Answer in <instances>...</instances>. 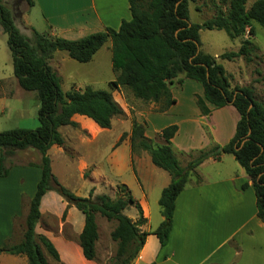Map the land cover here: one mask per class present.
Returning a JSON list of instances; mask_svg holds the SVG:
<instances>
[{
	"label": "trees",
	"instance_id": "trees-1",
	"mask_svg": "<svg viewBox=\"0 0 264 264\" xmlns=\"http://www.w3.org/2000/svg\"><path fill=\"white\" fill-rule=\"evenodd\" d=\"M26 1L33 5L32 0ZM189 1L128 0L131 18L121 20L117 29L106 27L77 39H68L46 36L32 28L31 39L20 32L11 9L0 0V25L7 34L13 74L18 85L24 90L35 91L39 100L36 128L0 131V176H6L10 168L18 164L14 160L16 151L27 148L40 153L38 166L41 169L29 201L22 238L18 243L4 244L0 252L25 255L28 264H49L46 251L54 261H59L53 243L35 231L41 216V198L46 191L54 190L68 205L84 214V226L77 239L86 259L99 261L96 251L98 214L115 222L110 237L117 243L115 254L99 261L100 264H132L147 234H154L161 246L168 242L175 200L189 176L192 174L199 181L195 172L197 165L207 157L218 159L224 153L234 155L249 175L255 192L256 214L264 223V103L255 99L251 86H231L219 61L238 57L251 61L252 52L257 49L252 42L254 23L264 28V0H253L248 8L249 0H229L226 12L218 11L201 23L190 21ZM201 29L224 30L231 39L241 38L240 46L218 56L204 52L199 38ZM246 32L248 36L244 37ZM108 40H111L112 69L116 73V78L108 82L109 89L85 85L82 89L63 91L59 75L48 63L52 54L64 51L70 58L86 63ZM180 75L202 85L203 95L196 96L202 115L209 114L211 107L230 104L239 113V119L229 142L198 151L185 166L180 165L171 147V138L177 131L175 124L161 130L159 137L163 142L158 144L145 135L142 122L132 119L130 144L133 153L147 151L152 163L170 175V182L158 199L163 220L154 230H141L147 219L125 184L116 185L114 197L107 194L93 196L92 190L88 196H79L57 180L47 150L53 144L64 146L59 127H76L77 123L72 120L74 114L85 115L100 127L110 128L115 117L124 115L112 96V90L120 87L128 89L135 98L154 102L159 105V110H165L175 102L170 85ZM245 186L246 183L242 185ZM128 205L137 208V219L123 213Z\"/></svg>",
	"mask_w": 264,
	"mask_h": 264
},
{
	"label": "crops",
	"instance_id": "crops-1",
	"mask_svg": "<svg viewBox=\"0 0 264 264\" xmlns=\"http://www.w3.org/2000/svg\"><path fill=\"white\" fill-rule=\"evenodd\" d=\"M24 1L26 8L19 12V20L25 18L27 6H30ZM32 1V6H35L37 0ZM54 16H59L62 22L43 15L46 29L39 33L77 39L106 27L117 29L121 20L131 18V12L128 0H98V3L97 0H73L71 5L65 2ZM70 17L73 20H69ZM13 18L15 22L14 14ZM27 23L31 26L30 21ZM110 47L111 40H108L94 55L105 49L112 68ZM112 72L113 77L109 81L116 78L113 69ZM2 81L4 78H0ZM197 83L184 75L175 78L170 85L175 102L165 110H159V105L154 102L131 96L122 87L112 91L114 100L124 112V117L117 120L116 132L113 130L115 118L110 128H102L91 118L74 114L72 120L77 123L76 127H59L64 146L53 144L47 150L53 174L62 185L79 196H88L92 190L93 196L107 194L114 197L116 185L125 184L147 219L141 230H154L163 220L158 199L162 189L169 184L170 175L152 163L147 151L133 153L130 144L132 119L142 122L145 135L158 144L163 142L159 137L161 130L175 124L177 131L171 138V147L181 166H185L202 149L226 144L235 133L239 113L228 104L211 107L209 114L202 115L196 96L203 95V87ZM187 86L192 89L185 90ZM181 101L189 103L187 109L178 107ZM148 128H151L153 136L149 135ZM66 145L72 148L73 155L67 153ZM19 151L23 155H26L25 151L35 152L33 148ZM25 161L19 162L20 166L14 165L6 176H0V248L7 242H16L15 222L26 216L29 201L41 176V169L38 168L40 156ZM195 172L200 180L197 181L191 174L175 200L168 242L161 246L154 234H147L132 264H264V223L256 214L253 184L244 168L234 155L224 153L218 159L211 156L205 158ZM71 177L77 179V187L65 181L70 182ZM13 181L15 183L11 184ZM133 181L141 190L131 189ZM245 183L246 186L242 187ZM39 210L41 216L35 231L44 234L53 243L59 254V264H98L84 257L78 243L85 220L80 210L68 205L54 190L45 192ZM123 213L133 220L138 217L134 205L125 207ZM49 218L60 220V226L67 223L71 235L63 233L60 227L58 233L44 229L42 224L45 221L42 220L48 221ZM107 223L110 234L115 222ZM97 226L99 237V224ZM63 248L65 256L61 252ZM0 264L28 262L25 255L0 252Z\"/></svg>",
	"mask_w": 264,
	"mask_h": 264
},
{
	"label": "rangeland",
	"instance_id": "rangeland-1",
	"mask_svg": "<svg viewBox=\"0 0 264 264\" xmlns=\"http://www.w3.org/2000/svg\"><path fill=\"white\" fill-rule=\"evenodd\" d=\"M73 0H37L35 6H27L26 16L24 19L19 20V12L26 8L24 0H3L7 7L13 10V14L16 18L15 24L21 33L32 39V28L38 32H43L46 29L45 20L43 15L52 17L53 20L62 22V19L57 15L64 7V3L71 5ZM102 0H99V2ZM106 1V0H104ZM122 1V0H121ZM253 0H249L246 4L248 8ZM98 3V0H97ZM229 0H190L189 1V19L194 23H201L204 20L212 17L218 11L226 12L228 9ZM69 20H73L70 17ZM27 21H30L28 26ZM254 36L253 44L257 49L252 52L251 61L247 62L243 57H238L234 60H222L219 61L223 64L226 74L229 78L231 86L234 85H248L254 90L255 99L264 103V28L259 24L254 23ZM248 36V32L244 37ZM199 38L201 43V49L204 52L211 55L218 56L224 51L237 50L240 46L241 38L231 39L224 30L217 29H201L199 31ZM104 51V54H99ZM97 56H93L91 61L82 63L70 58L64 51H56L52 54L48 63L53 70L60 77V86L63 91L69 89H82L85 85H91L98 89H109L108 81L113 77L112 68L110 67V58L105 49H102ZM0 78H4V81L0 82V131L24 127L34 129L38 126L37 110L39 107V100L36 97L35 91H27L21 88L13 74L12 57L11 52L7 45V34L3 31L0 25ZM199 86H201L200 83ZM118 89V88H117ZM191 90L192 88L187 86L185 90ZM116 89H113L114 91ZM124 92L132 93L122 87ZM118 97L117 92L114 93ZM189 103L182 101L178 105L179 108L187 109ZM193 107V103H191ZM130 108V107H129ZM124 115L115 117L113 130L116 132L118 126L117 120L122 119ZM149 135L153 136L151 128H148ZM32 149V148H31ZM67 153L73 155L74 151L68 145H66ZM25 151L26 155H23L22 151L17 150L15 155L16 162H26L32 158H39L40 153ZM140 150V149H138ZM19 152V153H18ZM22 153V154H21ZM37 156V157H36ZM31 166H36L30 164ZM15 166H20L15 165ZM14 167V166H12ZM12 167L10 169H12ZM37 167V166H36ZM40 168V167H38ZM131 179V174H128ZM129 179V178H128ZM70 182L65 180L69 185L77 187V179L75 177L69 178ZM15 183L13 181L11 184ZM133 190H141L135 181L131 182ZM29 183L27 187H29ZM160 197V196H159ZM159 205V204H158ZM137 219V218H136ZM45 221L42 224L44 229L58 233L59 229H62L63 233H70V227L67 223H63L60 226V220H52L51 218L42 220ZM53 221V222H52ZM97 224H99V240L97 245V256L99 261H105L108 257H111L116 252L117 243L113 241L108 234L109 223L107 220L98 216L96 217ZM25 226V216L19 221L15 222L16 242H7V244H15L20 241ZM41 227V228H42ZM60 227V228H59ZM111 228V226H110ZM44 254L49 264H59L55 262L51 256L44 251ZM62 254L65 256L64 248ZM95 261L100 264L101 262Z\"/></svg>",
	"mask_w": 264,
	"mask_h": 264
}]
</instances>
